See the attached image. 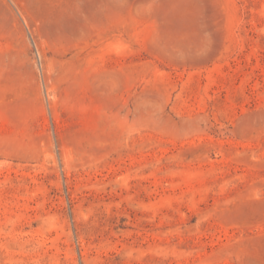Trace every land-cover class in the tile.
Returning a JSON list of instances; mask_svg holds the SVG:
<instances>
[{
  "label": "rangeland",
  "instance_id": "1",
  "mask_svg": "<svg viewBox=\"0 0 264 264\" xmlns=\"http://www.w3.org/2000/svg\"><path fill=\"white\" fill-rule=\"evenodd\" d=\"M0 264H264V0H0Z\"/></svg>",
  "mask_w": 264,
  "mask_h": 264
}]
</instances>
